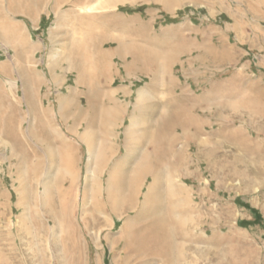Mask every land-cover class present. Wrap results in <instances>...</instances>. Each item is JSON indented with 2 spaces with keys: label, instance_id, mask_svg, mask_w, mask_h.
Here are the masks:
<instances>
[{
  "label": "rangeland",
  "instance_id": "rangeland-1",
  "mask_svg": "<svg viewBox=\"0 0 264 264\" xmlns=\"http://www.w3.org/2000/svg\"><path fill=\"white\" fill-rule=\"evenodd\" d=\"M218 30L241 56L188 72L198 41L222 45ZM96 44L104 56L81 73L70 66ZM186 107L193 123L168 125ZM95 137L106 155L96 150L91 164ZM150 162L156 176H138L135 194L124 190L131 204L112 214L106 187ZM94 172L109 227L85 223L96 214ZM36 182L51 188L37 194ZM48 208L73 223L78 246L66 245L64 231L43 230L37 218L47 226ZM159 218L172 242L162 255L158 247L122 251V226ZM77 251L79 264H264L257 0H0V264H70Z\"/></svg>",
  "mask_w": 264,
  "mask_h": 264
},
{
  "label": "bare ground",
  "instance_id": "bare-ground-1",
  "mask_svg": "<svg viewBox=\"0 0 264 264\" xmlns=\"http://www.w3.org/2000/svg\"><path fill=\"white\" fill-rule=\"evenodd\" d=\"M116 1H119V0H116ZM257 5H262L264 7V0H257ZM99 46L100 45H97V44H96V46H92V48H91L89 53H88V51L78 50L79 53L76 52L75 60H74V62H72L70 64V66L72 68L76 69L79 73H81L83 71L84 67L87 66L90 63L89 62L90 60H91V63H93L94 59H97L98 57H101V56L105 55L103 52L100 51ZM159 83H161L163 85V82L160 79H159ZM108 110L109 111H107L104 114L106 119H110L114 115V109L113 108H108ZM169 121L170 122L168 123V125H171V126H173V125L179 126L180 125V126H185L186 127V126H188V124L189 125L192 124L193 121H194V118L190 114V107H186L184 114L172 115V117H170ZM88 125L91 126L90 124H88ZM92 132H93V130H92ZM196 132H197V130H196ZM185 136H187L189 138L192 137L194 140L200 141L199 138H196L195 134L191 135V134L188 133ZM95 139H96V137H95ZM95 139H92V141L88 145V153H89L88 160H89V162L91 164H93L92 160H93V158H94V156L96 154V150H97L98 156L101 159H104L105 155H106L105 150H106L107 147L101 145V146H99L100 148L98 149V147H97V139L96 140ZM39 163H40V161H38V164ZM88 167H89V165H88ZM36 168H38V165L33 169L34 172H36ZM86 172H87L88 176L86 175L85 179L89 180L90 179L89 176H90V173L92 171H91V169L87 168ZM100 172H94L95 175H93L94 177L92 176V178H94V179L91 178V180H93V181L95 180V183L97 185V186H94V188L96 190V193H95V197L96 198L95 199H96V203H97L95 208H94L96 214H94V215L89 217V214L87 213L88 215L87 214L86 215L89 218H87L88 220H85L86 225L88 227H91V228L92 227H97L98 225H102V224L104 225V227H109L110 226V224L107 222V220L104 217H100V215H99V214L104 212L103 208H102L103 206H99L98 205V200H99L98 198L100 196H104L103 195L104 193L102 191L101 186H98V174ZM141 175H147V176L149 175V176H152V177L156 176V170L152 166L151 162L148 163V164H143L141 167L139 166V168H137L136 171L134 172V175L130 176L129 178H126V180H124V182L121 183V186H107L106 187V191H105V195H106L105 199H106V202H107L106 204H107V207L110 209V212L112 214H114L117 217L120 216L119 215L120 210H117V208H116V206L119 203H124L126 205H130L131 204V201L129 199V195L125 194L124 190L125 189H129L132 192V196H133L135 194V190H136V187H137V186H134V184L138 180V176L140 177ZM72 185H73V183H71V185L69 186L71 188H69V189H65V188L63 189L62 186H60V188L62 187V189L64 191H66V190L70 191V189H72ZM33 186H35L34 187L35 190H36L35 193H37V194L39 193V191L41 193V192H45V190H48V189L51 188L48 184L45 185V184H42L41 182H36ZM41 188L43 189V191H41ZM55 188H57V187L55 186ZM57 192H59V189L55 193H57ZM72 195L73 194H71V196ZM35 199H36V197H35ZM62 199H64V198L62 197ZM40 200L43 202L42 199H40ZM59 200H60V198H59ZM62 201H64V200H62ZM64 206H65V204H64ZM67 206H69V205H67ZM65 209H66V206H65ZM68 209H67V211H68ZM45 211L48 213V217H50V220L48 222H50V223L53 222L54 224L51 225L50 223H48V225L46 224L47 226H45V221L43 220L44 217L42 219L37 218V220L38 219L41 220L40 223L42 224L41 226H42L43 230L47 228L48 232L52 236L56 235V232L64 231L63 232V233H65L64 241H65L66 245H70V246H74V247L78 246L77 238L74 235L75 227H74L73 223L72 222L71 223L66 222L67 218H66V221H64V218H63L64 216H62V212H60V211H59V214H56L55 213L56 211H52L50 208H48ZM65 212L66 211H64V213ZM65 217H67V216H65ZM100 218H101V220H100ZM122 228H123L122 229V234L117 238L116 242L120 245V248L124 252L134 250L137 253H143L144 251L147 250L148 247H150V248L158 247V248H161L159 253L162 255L163 248L166 250L168 247H170V245L172 243L167 238V236L170 234V225L168 224V220H165V219H162V218L153 220V221L149 222L147 225L141 226V227H138V228L137 227L136 228H130L127 225L122 226ZM99 232H100V229L97 231L96 234L98 235ZM172 236H174V235H172ZM82 262H83V253L80 252V251L79 252L77 251L76 253H73V255L70 257V264H79V263H82Z\"/></svg>",
  "mask_w": 264,
  "mask_h": 264
},
{
  "label": "crops",
  "instance_id": "crops-1",
  "mask_svg": "<svg viewBox=\"0 0 264 264\" xmlns=\"http://www.w3.org/2000/svg\"><path fill=\"white\" fill-rule=\"evenodd\" d=\"M217 37L222 42L221 46H216L212 41L202 40L198 41L196 45V50L198 54L189 58L186 62L188 72H199L200 69L214 67H224L226 64H231L236 61L241 54H237L233 48L228 47L224 41L226 39V33L223 30L217 31ZM238 57V58H237ZM213 90L207 91V94H211Z\"/></svg>",
  "mask_w": 264,
  "mask_h": 264
}]
</instances>
